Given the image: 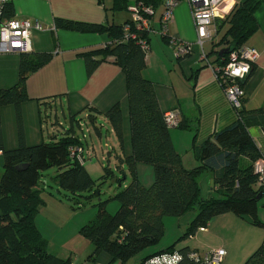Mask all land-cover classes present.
<instances>
[{
  "label": "trees",
  "instance_id": "obj_1",
  "mask_svg": "<svg viewBox=\"0 0 264 264\" xmlns=\"http://www.w3.org/2000/svg\"><path fill=\"white\" fill-rule=\"evenodd\" d=\"M136 1L152 6L155 11L164 3V0ZM130 3L131 0H113L112 10H126ZM262 6L264 0H244L235 5L226 18L229 27L222 41H225L227 47L217 59L220 61L219 67L228 62L231 51L239 49L259 29L256 12ZM13 16L12 0L5 4L3 18L12 19ZM130 21L123 24L66 19L56 21L58 26L71 30L107 32L111 40L104 48L81 53L86 58L87 71L91 73L100 61L93 57L102 54L104 58H114L126 75L133 153L129 157H117L119 168L123 163L127 164L131 181L114 198H110L119 202L115 213L111 214L107 210L110 199H99L97 216L81 228L80 233L95 247L88 259L95 262L96 256L105 250L111 254L113 261L127 263L146 248L161 242L165 235L166 216L180 217L193 211L194 218L177 241L142 256L137 264H145L150 257L166 252L179 253L181 259L178 264H208L203 262L198 249L188 244H178L193 237L200 228L207 227L213 218L231 212L251 225L264 229V217L260 216L259 209L261 205L264 212V185H258L259 176L254 166L255 161L263 155L250 132L253 126H264V109L245 114L244 97L242 108L238 110V119L234 123L214 132L201 144L194 143L193 149L199 165L186 168L172 140L154 83L143 73L147 67L149 48H142L139 41L146 40L149 47L148 32H137L133 27L126 30L125 24ZM52 56L49 52H22L18 81L8 89H0V106L13 104L21 120V104L29 99L26 81L31 73L44 66ZM253 72L254 65L241 83L243 87ZM101 114L94 109L87 116L89 124L99 134L101 126H98V116ZM104 116L122 147L121 104L115 103ZM76 121L78 123L79 120ZM177 126L190 127L183 122ZM76 131L75 127H71L61 131L58 137L54 136L50 141L33 146L26 145L21 132L19 147L4 150V172L0 179V264H74L71 257L63 259L49 252L48 241L37 224V217L42 206L46 205L42 194L46 188L39 187L42 172L51 167L59 169L55 177L57 184L67 191L66 196L76 204L84 197L90 200L100 198L97 180L71 155V146H84ZM18 160L21 161V167L26 165L25 169H19L18 164L14 163ZM140 162L154 167L155 181L150 187H145L138 179L136 165ZM120 171L124 173L123 178H118L122 186L126 173L123 169ZM203 174L211 176L218 197L206 198L202 195L199 178ZM110 176H114V170L104 167L101 179L104 181ZM243 264H264V238Z\"/></svg>",
  "mask_w": 264,
  "mask_h": 264
},
{
  "label": "crops",
  "instance_id": "obj_2",
  "mask_svg": "<svg viewBox=\"0 0 264 264\" xmlns=\"http://www.w3.org/2000/svg\"><path fill=\"white\" fill-rule=\"evenodd\" d=\"M242 1L244 0L225 2L223 10H226L227 18L235 5ZM112 4L113 0H13V18L38 20L42 24V29L31 31L28 49L0 52V89H8L17 83L22 52H49L53 56L44 66L29 75L26 81L29 99L21 104V120L13 104L0 106L2 146L0 179L4 172L3 152L19 147L21 132L26 145H38L50 141L54 136L58 137L61 131L71 127H75L76 131V127H81L78 124L82 121L80 116L84 114L83 116L87 117L94 109L102 113L98 116V121L100 117L107 119L104 114L117 102L122 108L124 144L122 147L120 145L119 152L114 149L115 166L109 168L117 172L123 169L125 172L127 164L123 163L119 168L117 156L129 157L133 153L126 75L115 63L114 58L111 56L104 58L102 54L93 57L100 61L95 69L88 73L86 58L81 55L84 52L104 48L111 39L107 32H81L60 27L56 23L57 19H66L89 23L123 24L132 19L129 8L126 11H130L131 13H128L131 16L123 19L122 10L113 11ZM90 6H94L96 10H91ZM156 11L159 12L160 17L159 28L155 25ZM156 11L151 16L153 31H148L150 54L146 55L147 67L143 73L154 83L162 111L166 113L173 110L178 113L180 122L190 125L183 128L170 127V133L177 151L182 155L184 166L191 169L199 165L193 149L194 143L201 144L214 132L231 125L238 119V110L228 100L216 74L220 63L217 59L223 55L227 47L222 39L229 23L226 19L217 20L209 27L211 37L202 43L199 42L193 12L187 1L180 0L177 3L165 30H162L164 5ZM256 17L260 27L242 45L254 48L258 52L254 72L245 84L246 96L243 108L245 114L264 109V6L257 10ZM155 31H158L160 36V40H157V49L156 46L154 48L152 46L151 33ZM172 40L191 44L192 51L178 56L177 46ZM44 100L46 102H43ZM60 107L65 120H62L63 122L57 111ZM48 112L55 114V120L50 128ZM76 120H79L78 123ZM64 122L67 124L65 125ZM112 130L115 132L113 128ZM250 132L264 156V126H253ZM84 153L85 147L83 156ZM79 163L85 166V159ZM136 172L145 187L153 185L155 171L152 165L137 163ZM260 216L264 217L263 210H260ZM37 224L44 235L39 225V214ZM240 235L247 237V243L243 247H237L235 244V238ZM202 237H209L205 240L209 244V250L203 254L211 248L212 250L223 248L226 250L223 264H243L246 257L261 244L264 230L228 212L213 218L204 230L200 229L191 237L194 245L190 243L188 245L200 250L198 245L205 244L202 243ZM211 238H217L218 244L212 245ZM61 244L63 245L64 242ZM85 244L86 242L83 245ZM94 248V245L92 248L87 247L88 264L99 263L101 253L96 256L95 262L88 259ZM48 250L54 254L50 246ZM107 254L109 258L106 264H122L118 260L113 261L111 254L108 252ZM59 256L63 258V255ZM69 257L72 258L73 263L77 260L76 256Z\"/></svg>",
  "mask_w": 264,
  "mask_h": 264
},
{
  "label": "rangeland",
  "instance_id": "obj_3",
  "mask_svg": "<svg viewBox=\"0 0 264 264\" xmlns=\"http://www.w3.org/2000/svg\"><path fill=\"white\" fill-rule=\"evenodd\" d=\"M135 0H131L134 2ZM90 9L95 11L96 8L94 6H90ZM131 13L130 11H128ZM126 10H122L123 19L127 18L129 15ZM159 12L155 13V25L156 28H159ZM159 24V25H158ZM226 31V30H225ZM221 33V36L225 33ZM152 37V46L153 48L156 46L158 41L160 40V36L158 31L151 33ZM218 40V38H217ZM150 54V50L148 51ZM61 107L59 108L58 114L61 121H65L63 115L61 113ZM80 117L83 125L77 129V133L83 139V144L85 147L84 159L85 166L91 173V176L97 180V187L100 190V198L103 200H107L110 198H114L117 193L123 187H126L127 184L131 181L130 171L125 168L126 179L122 181V186L119 185L118 178H123L122 171H114V176H110L106 180H102L101 176L104 173V167L110 166V168H114L115 166V151H120V143L118 137L115 132L112 130V126L108 119L103 117L99 118L98 126H101V134L99 135L93 125L89 124L87 117ZM48 126L49 128L52 125V122L55 120L54 112L50 114L48 112ZM62 121V122H63ZM65 125L67 124L64 122ZM61 128V127H60ZM62 129V128H61ZM81 129H84L82 131ZM83 134H86V138L83 137ZM49 141V140H48ZM115 149V151H114ZM59 169L57 167H51L47 170H44L42 173V179L39 184L40 188L45 187L46 190L43 191V197L46 200V205L42 206L39 212V225L41 229L44 231V235L48 241V246L51 247V251L56 255H63L64 257H72L76 256L77 260L74 262L76 264H88L87 263V247L92 248L93 244L80 233V230L83 226H85L90 221L94 220L97 216V203L99 201V197H95L90 199L81 198V202L76 204L73 199H70L66 196L67 191L61 189L57 184V179H55ZM202 187V195L204 197H218V194L215 192V188L213 180L207 174H204L199 179ZM59 190L61 192H59ZM86 194H89L88 192ZM79 205V206H78ZM119 208V202L117 199H110L107 205V210L109 213H115ZM260 210H263L260 205ZM194 212H188L185 215L180 217L176 216H166L164 218L165 222V235L162 238L161 242L156 246H151L143 250L138 256L128 261L126 264H137V261L142 256H145L149 253L156 251L157 249L165 248L175 241H177L180 236L184 233L189 223L194 218ZM262 228V227H260ZM263 229V228H262ZM264 230V229H263ZM243 233V232H242ZM209 237H202V245H198L199 253L203 254L206 250H209V244L205 240ZM191 237L183 240L178 245L183 246L190 243L192 246L194 245L191 241ZM50 241V244H49ZM191 241V242H190ZM205 241V242H204ZM217 238H211L212 245L218 244ZM64 242L62 245L61 243ZM84 242H86L85 245ZM195 242V241H194ZM196 243V242H195ZM247 243V237L245 235H240L235 238V244L237 247H243ZM89 244V245H87ZM62 245V246H61ZM61 246V247H60ZM214 247V246H212ZM212 250V248H211ZM92 253V252H91ZM90 253V254H91ZM102 255L100 257L98 264H106L109 258L107 251L103 250L100 252ZM99 253V254H100ZM98 254V255H99ZM252 254V253H251ZM249 254L248 256H250ZM248 256L244 260H247ZM60 257V256H59ZM239 262V261H238ZM243 262V263H244ZM117 264V263H113Z\"/></svg>",
  "mask_w": 264,
  "mask_h": 264
},
{
  "label": "built area",
  "instance_id": "obj_4",
  "mask_svg": "<svg viewBox=\"0 0 264 264\" xmlns=\"http://www.w3.org/2000/svg\"><path fill=\"white\" fill-rule=\"evenodd\" d=\"M12 0H0V52H7L12 50H26L29 45V38L32 30H41L42 24L38 20L30 19H4L5 4ZM180 0H164V11L162 14V30H165L168 22L171 20L174 7ZM192 9L195 21V28L199 42H204L211 37L209 27L214 25L217 20H224L227 17L226 10H223L225 2L228 0H185ZM132 12V19L129 23L125 24V29L130 27L136 29L137 32L153 31V22L151 16L154 14L155 9L152 6L139 3L136 0L128 7ZM166 34V32H165ZM136 37V34L133 35ZM176 53L178 56H183L192 51L191 44L177 43ZM139 43L142 48L147 50L148 44L146 40L140 39ZM201 43V44H202ZM258 58V52L251 47L241 46L239 49L231 51L229 60L224 66L216 69V74L220 79L224 92L237 109L242 108V99L246 96L245 87L242 82L247 78L252 70V66ZM165 121L168 127L177 126L180 123V117L177 112L171 110L165 113ZM79 125L83 123L80 121ZM84 131V129H82ZM86 138V134H83ZM80 141L83 140L81 137ZM84 147L73 145L70 147L72 157H75L80 162L84 161L83 156ZM255 171L259 176L258 185H264V156L258 158L255 163ZM204 230L205 228H200ZM226 256V250L217 248L210 250L203 254V262L208 264H223ZM181 257L180 254L175 253H160L150 257L145 264H178Z\"/></svg>",
  "mask_w": 264,
  "mask_h": 264
},
{
  "label": "water",
  "instance_id": "obj_5",
  "mask_svg": "<svg viewBox=\"0 0 264 264\" xmlns=\"http://www.w3.org/2000/svg\"><path fill=\"white\" fill-rule=\"evenodd\" d=\"M15 164H18V168L19 169H25V167H26V165H24V167H21V165H19V164H21V161L20 160H18V161H16V162H14Z\"/></svg>",
  "mask_w": 264,
  "mask_h": 264
}]
</instances>
